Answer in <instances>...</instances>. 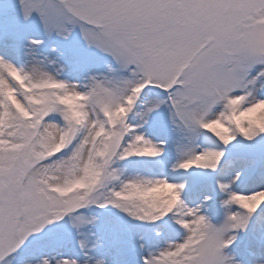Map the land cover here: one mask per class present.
I'll return each mask as SVG.
<instances>
[{"label":"snow or ice","instance_id":"obj_1","mask_svg":"<svg viewBox=\"0 0 264 264\" xmlns=\"http://www.w3.org/2000/svg\"><path fill=\"white\" fill-rule=\"evenodd\" d=\"M0 264H264V0H0Z\"/></svg>","mask_w":264,"mask_h":264}]
</instances>
